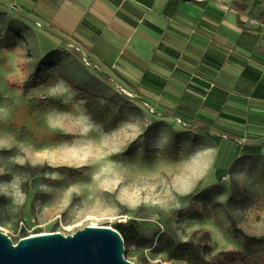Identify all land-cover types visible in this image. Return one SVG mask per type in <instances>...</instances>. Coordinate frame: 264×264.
Instances as JSON below:
<instances>
[{
    "label": "rangeland",
    "instance_id": "rangeland-1",
    "mask_svg": "<svg viewBox=\"0 0 264 264\" xmlns=\"http://www.w3.org/2000/svg\"><path fill=\"white\" fill-rule=\"evenodd\" d=\"M6 4L0 3V231L14 245L23 236L69 235L85 226L127 235L129 219L148 236L208 244V257L239 247L231 220L247 234H264V143L252 147L253 135L201 97L197 107L193 97L176 106L127 88L67 44L53 56ZM36 66L40 84L23 94L19 85ZM29 165L43 170L31 177ZM199 190L220 205L194 200ZM124 257L168 261L155 245H129ZM236 264H264V244Z\"/></svg>",
    "mask_w": 264,
    "mask_h": 264
},
{
    "label": "crops",
    "instance_id": "crops-1",
    "mask_svg": "<svg viewBox=\"0 0 264 264\" xmlns=\"http://www.w3.org/2000/svg\"><path fill=\"white\" fill-rule=\"evenodd\" d=\"M5 1L53 56L68 51L67 43L78 46L93 68L127 88L176 106L201 97L208 109L223 108L255 145L264 143V2Z\"/></svg>",
    "mask_w": 264,
    "mask_h": 264
},
{
    "label": "water",
    "instance_id": "water-1",
    "mask_svg": "<svg viewBox=\"0 0 264 264\" xmlns=\"http://www.w3.org/2000/svg\"><path fill=\"white\" fill-rule=\"evenodd\" d=\"M123 240L111 227L85 226L69 235L23 236L14 245L0 231V264H135L124 257Z\"/></svg>",
    "mask_w": 264,
    "mask_h": 264
},
{
    "label": "trees",
    "instance_id": "trees-1",
    "mask_svg": "<svg viewBox=\"0 0 264 264\" xmlns=\"http://www.w3.org/2000/svg\"><path fill=\"white\" fill-rule=\"evenodd\" d=\"M40 80V67L36 66L33 71L25 76L24 80L19 85L22 93L24 94L32 88L37 87L40 84ZM200 129L205 133L207 132L202 128ZM252 147L259 148L260 145ZM24 168L31 177L41 173L43 170L39 166L30 165ZM193 199L208 201L214 206L220 205V202L215 201L208 190H199L195 192L193 194ZM127 222L132 223L133 233L128 236L125 234V230L121 231L124 237V254L127 252V247L132 244L138 247L155 245L159 250L165 251L168 260L172 261H185L190 264H236L238 261H241L245 254L252 248L264 244V234L259 236L247 234L231 220L230 230L232 235L237 239L239 247L237 249L219 250L208 257L205 253L208 250V244H200L191 241L176 242L172 238L162 235L155 236V234L148 236L140 231V225L135 220L129 219Z\"/></svg>",
    "mask_w": 264,
    "mask_h": 264
},
{
    "label": "built area",
    "instance_id": "built-area-1",
    "mask_svg": "<svg viewBox=\"0 0 264 264\" xmlns=\"http://www.w3.org/2000/svg\"><path fill=\"white\" fill-rule=\"evenodd\" d=\"M218 1L221 2V3H225V4H224V7L227 8V4H226V2H225L224 0H218ZM263 1H264V0H263ZM67 46H68L69 48L74 49L75 51H79V54H80V56H81L83 62H85V64L91 66V62L88 60L87 56H86L85 53L81 50L80 47L75 46V45L73 46V45L70 44V43H67ZM110 79H111V84H113L115 88L118 89V88L121 87L120 85H118L119 83H117V82L115 81V79H113L112 77H110ZM119 86H120V87H119ZM120 89L122 90V88H120ZM122 91H123V90H122ZM166 264H175V261L168 260Z\"/></svg>",
    "mask_w": 264,
    "mask_h": 264
}]
</instances>
